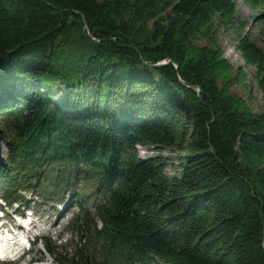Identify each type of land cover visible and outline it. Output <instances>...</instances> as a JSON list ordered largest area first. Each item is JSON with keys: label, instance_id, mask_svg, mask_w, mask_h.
Masks as SVG:
<instances>
[{"label": "trees", "instance_id": "trees-1", "mask_svg": "<svg viewBox=\"0 0 264 264\" xmlns=\"http://www.w3.org/2000/svg\"><path fill=\"white\" fill-rule=\"evenodd\" d=\"M247 28L238 0H0L2 196L93 186L70 202L84 243L54 264H264V112L233 93L246 74L216 35L234 33L264 101Z\"/></svg>", "mask_w": 264, "mask_h": 264}, {"label": "rangeland", "instance_id": "rangeland-1", "mask_svg": "<svg viewBox=\"0 0 264 264\" xmlns=\"http://www.w3.org/2000/svg\"><path fill=\"white\" fill-rule=\"evenodd\" d=\"M263 11V12H262ZM258 14V15H257ZM257 15L256 17H254ZM262 15V16H261ZM264 17L263 8H251L249 5L245 3L244 0H238V18L239 20L248 21V28L252 30L253 38L257 41V43L264 48V40L261 35V18ZM247 28V30H248ZM218 36V43L222 47V53L225 59L235 67L236 70L242 69L244 75V81L246 82L247 87L243 84L237 83L238 79L235 80V84L232 86L233 93H236L238 96L242 98V100L248 104L254 112L263 113L264 112V101L262 99V94L258 90L255 82H253L252 77L250 75V67L244 62L241 54L238 52L236 48V40L234 39V33L231 30L221 29L216 34ZM200 44H208L205 39L199 40ZM237 77V74L234 75ZM228 78V77H227ZM2 124V121L1 123ZM4 124V123H3ZM0 130L2 134L0 135V162L6 163L7 161V149L5 146V135L4 131L8 130L7 126H1ZM10 136H14L15 132H12ZM157 149L146 146H137L136 152L141 158L153 157L158 154ZM163 154L167 157H172L174 162L172 164L178 165L179 159L178 155L182 154L177 151L165 150ZM184 154V152H183ZM169 176L176 175L179 170L174 168V166H168L166 170ZM53 178V176H49V180ZM47 183V181H45ZM76 185H72L68 182L62 181L61 184L55 187V190L48 189V192L42 193L43 191L36 190H23L21 192H17L15 195L17 196V203L10 204L5 203L2 198V192L0 191V208H3L5 212L3 214L7 215V219H12L15 222L23 221L28 222L29 218H21L18 214L23 213L25 208H29L27 210V215H33V212L37 215L41 216L42 219L36 218L35 216L32 219H35L37 222V227L32 229L34 234L40 233L42 237L47 236L53 243L52 249L55 250V256L51 255L47 249L45 248L42 241H36L32 245V251L29 254H26L22 257L16 264H54L55 257L57 258L58 253L69 252L72 254L76 249V244L84 243V241H79L77 234V226L72 224L73 218L78 215L83 214V210L70 204L72 200L78 201L81 200H91L88 196L91 195L92 184L89 182L82 183L76 186L77 195H73V187ZM65 187L70 188V191H65ZM84 188V190H83ZM78 196V197H77ZM23 197L24 200L23 201ZM93 201V200H91ZM90 201L88 205L90 211H92L91 206L93 207V202ZM90 221L93 219L99 224V221L95 217V215H91L88 217ZM34 236V235H32ZM42 260L41 263L35 260ZM8 264V263H6ZM15 264V263H12Z\"/></svg>", "mask_w": 264, "mask_h": 264}, {"label": "bare ground", "instance_id": "bare-ground-1", "mask_svg": "<svg viewBox=\"0 0 264 264\" xmlns=\"http://www.w3.org/2000/svg\"><path fill=\"white\" fill-rule=\"evenodd\" d=\"M23 201H25L23 199ZM30 208V207H29ZM33 224L36 223L35 219L32 221ZM17 227L15 230H11V227H8L9 232H11V235H8V233H5L4 230L1 229V232L6 237V241H1L0 243V255L6 258H16L17 255L21 253V246L15 244V242L19 241L21 237L23 236L22 232L23 230H27L28 223L26 222V225L22 222L17 223ZM16 262H10L8 264L17 263ZM0 264H6L2 259H0Z\"/></svg>", "mask_w": 264, "mask_h": 264}, {"label": "water", "instance_id": "water-1", "mask_svg": "<svg viewBox=\"0 0 264 264\" xmlns=\"http://www.w3.org/2000/svg\"><path fill=\"white\" fill-rule=\"evenodd\" d=\"M261 16H262V15H261ZM84 22H86V21L84 20ZM85 26L88 27V25H87L86 23H85ZM89 36L92 37V33H91V31H89Z\"/></svg>", "mask_w": 264, "mask_h": 264}]
</instances>
